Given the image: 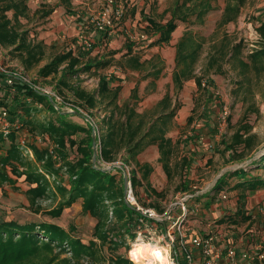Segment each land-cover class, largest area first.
Returning <instances> with one entry per match:
<instances>
[{"label": "rangeland", "instance_id": "374dc122", "mask_svg": "<svg viewBox=\"0 0 264 264\" xmlns=\"http://www.w3.org/2000/svg\"><path fill=\"white\" fill-rule=\"evenodd\" d=\"M26 1L30 8V16L21 19L22 29L30 31V38L32 35L51 33V37L54 35L57 40H62L63 45H59V48L63 47V50H70L74 45H77L81 36L96 39L99 31L96 30L92 20L107 2V0H68L65 2L52 0L48 5V1L44 3L43 0ZM116 1L123 5L124 14L115 30L107 31L110 36L109 33L113 30L112 47L97 45L93 41L95 43L92 51H85L84 48L75 50L77 53L84 54L82 56L84 62H87L88 59H100L101 56L107 59L113 58L115 61H112L107 68L79 73L70 80V84L93 92L98 89L100 75H116L117 79L114 78L116 80L112 86H122L118 99L121 108L116 110L117 116L121 117H123L124 106L130 101L133 87L137 81H140L137 98L133 99L131 104L140 113L154 110L156 103L168 92L174 101L180 102L181 108L177 111L168 132V137L175 141L180 140L176 154L172 159V177H168L159 161L157 146H149L139 155V160L142 164L150 163L153 168L149 176L150 185L138 184L136 187L132 185L135 200L129 202L138 210L141 208V210L153 209L158 215L164 217L162 222L166 223V227L159 226L152 220L143 219L137 224L133 225L132 223L130 230H127L122 225L123 223L120 224L111 207L106 228L112 237L117 235L113 238L115 240L119 238V246L113 248L114 245L111 242L102 246L101 241L94 235L97 218L83 210L84 200L82 198H78L72 205L66 206L61 215L54 216L50 213L51 210L58 208L60 202L63 201V195L59 191L32 200L31 195L27 192L32 185L25 181L24 176L19 178L14 186L0 183V221L16 220L21 224L55 223L65 228L70 237L81 240L86 245L93 241L96 243V255L94 256L77 257L68 244L65 245V250L56 248L53 253H50V257L58 252L59 258L50 264H109L112 254L128 256L130 244L136 241L138 231L142 232L145 237L149 232L163 235L164 243L171 244L172 257L175 256L174 244L179 245L182 233L186 235L211 232H217L219 235L221 233L232 234L229 229H233L230 226L233 225L239 228L233 229L235 233H238L237 239H239L246 236L239 230L246 227L247 221L238 217L239 221L235 223L232 222L233 217L240 214H243V217L248 216V212L255 210L258 201H264V182L255 190L249 189L247 186H237L243 180L247 181L253 178H263L264 180V167H250L251 159L243 162L232 161V151L225 149V143L230 142L239 126L247 122L253 126V132L257 135L254 140L255 148L252 153L247 154V158L253 156L258 159L264 153V70H257L253 66L245 69L243 66V63L248 61L249 53L264 50V34L259 29L264 21V0H247L238 20L224 26L219 25V22L226 0H215V9L208 14L204 25L178 22L180 32L185 28H190L204 38V46L196 65V74L207 82L208 80L214 81V93L210 98H208L207 91L199 88L195 79L184 82V86L180 90L175 89L172 81L176 65L175 45L156 43L158 37L153 35V31L150 29L149 18L153 17L164 23L170 19V14H164V10L171 5L172 0ZM50 9H53V12L45 15L44 12ZM37 10L38 13H35ZM8 15L12 17L13 12L9 11ZM55 26L59 33H56V30L53 31ZM240 42H243L242 48L234 49ZM126 43H134L135 52L143 59H149L154 55L163 58L164 70L154 87L149 86L152 77L145 78L144 74L138 71H127L118 64L126 50ZM116 50L122 51L112 57V52ZM58 51V47L53 46L49 53H45L39 64H35L29 69L26 68L22 58L11 54L8 49L0 45V69L4 70L0 71L7 74L17 72L18 75L26 77L28 82L33 83L36 88L53 91L63 100L57 103L58 108L65 112L75 108L85 115L80 116L70 112L74 115H71L69 120L86 128L88 123L93 122L98 133L97 125L102 123L105 117L113 111L112 109L106 110L101 104L96 109L82 105L69 88L59 83L61 72L49 77L39 75V69L50 62ZM258 65H264V58L258 62ZM4 93L5 91H0V95L3 96ZM8 99L13 103V93H10ZM225 107L228 110V117L225 131L221 134L219 130L220 118ZM22 110H19L20 113ZM204 110L209 112L206 113ZM191 114L194 116L192 124L188 123V117ZM9 115L14 121L10 111ZM46 115L47 112L43 111L40 118L43 119ZM244 116L246 117L243 118ZM15 122L19 126L14 125L13 128H21L22 121L16 119ZM205 125L209 132L202 128L200 133H210L209 136L205 135L206 137L203 135L207 141L200 138L193 144H188L187 136H190L191 132L195 133V130L200 126L204 127ZM0 128L5 132L10 131L2 124H0ZM18 130L19 141L22 146L26 147V143H23V140H26V131ZM84 134V132H80L77 136H84ZM37 140L48 144L51 149L53 148L48 135L37 136ZM97 145L99 154L100 142ZM3 153L0 151V154ZM25 153L34 158L30 149H26ZM70 154L73 157L76 155V151ZM128 159L127 154H120L118 159L113 162H107L97 157L96 164L102 169L115 163L123 166V168L116 167L110 171L116 175L117 183L123 184L125 187V174L129 177V183L132 184L131 174L133 170L138 171L136 164L127 163ZM242 167L248 170V175L244 179L234 172ZM64 171L65 168L62 172ZM65 176H67L66 173ZM138 176L142 179V171H138ZM222 176L226 177L228 184H224L221 189H215V185ZM65 183L69 188L70 185L66 180ZM207 202H211V204L208 206ZM184 214L186 216H183ZM168 216L172 217L168 218ZM40 239L46 240L42 237ZM241 243L245 242L241 241ZM177 252L184 263V256L179 246Z\"/></svg>", "mask_w": 264, "mask_h": 264}, {"label": "trees", "instance_id": "16d2710c", "mask_svg": "<svg viewBox=\"0 0 264 264\" xmlns=\"http://www.w3.org/2000/svg\"><path fill=\"white\" fill-rule=\"evenodd\" d=\"M65 1L68 0H62V2ZM214 2L215 0H172L171 5L164 10V14H170L169 20L164 23L153 17L148 19L153 35L158 37L156 43L170 42L179 21L204 25L208 14L215 9ZM246 3L247 0H226L219 25L224 26L237 21ZM9 11L13 12L12 17L8 15ZM52 11L53 9L47 10L44 14L49 15ZM35 13H38V10ZM29 16L30 8L26 0H0V45L8 49L11 54L22 58L26 68L30 69L43 60L45 50L42 42L30 38L29 30L22 29L21 19L29 18ZM259 29L264 34V21ZM203 39L197 32L188 28L177 43L173 83L175 89L180 90L184 82L195 79L199 88L207 91L210 98L214 93V81L208 80L204 85L203 78L195 74L204 46ZM242 44L243 42H240L234 49L242 48ZM126 47L127 52L122 55L126 60L121 62V66L147 71L145 77H153L152 86H154L164 70L162 59L157 56L148 61H141L139 56L133 54V43H128ZM117 51H113L112 55ZM83 55L81 52L74 53L72 50L59 53L39 69V75L49 77L61 72L59 83L69 88L82 105L96 109L101 104L104 109L113 110L107 113L108 115L99 126L96 123L97 143L100 142L98 159L113 162L120 154H127L129 156L127 163L136 164L138 171H142L141 179L138 171L133 170L130 178L133 187L138 184L150 185L149 176L153 168L148 162L142 164L139 155L149 146L155 145L160 154L159 161L168 177H172V159L180 140L175 141L168 137V132L177 111L181 108L180 102L178 100L173 102L168 92L158 103L153 116L152 111L139 113L131 104L132 100L137 98L138 88L135 87L130 101L124 106L123 117L117 116L116 110L121 108L118 102L121 86H112L111 76L110 78L100 75L98 89L93 92L70 84V80L79 73L107 68L113 61V58L101 57L84 62ZM263 58L264 50L249 53L248 61L244 62L243 66L245 69L253 66L257 70H264V65H258ZM8 80L9 74L0 71V91H5L3 96L0 95V108L8 109L13 114L12 119L21 120L22 126L13 128L9 132L0 128V151L4 152L0 154L1 184L7 183L14 186L18 179L24 176L25 181L32 185L27 190L32 200L59 191L63 195V201L58 208L51 210L50 213L54 216L61 215L66 206L82 198L83 210L97 218L94 235L101 241L102 246L110 242L114 245L113 248L119 246V238L116 240L113 238L117 235L112 237L106 228L111 207L120 224L123 223L127 230H130L132 223L137 224L141 219L152 220L155 224L166 227L165 222L143 214L135 206L126 202L125 187L117 183L115 174L94 166L95 124L89 121L91 124L88 123L86 128L69 120V117L74 114L58 108L59 102L56 98L53 97V101L50 95L36 88L33 83L21 78H15L12 83ZM10 93H13V103L8 99ZM20 109H23L22 113ZM43 111L47 112V115L41 119L40 114ZM193 121L194 116L191 114L188 117V123L192 124ZM202 128L203 126H200L193 136L188 137V144H193L204 135L200 133ZM18 129L26 131V147L19 141ZM80 132H84V136H77ZM44 135L49 136L53 145L52 149L48 144L37 140V136ZM256 137L251 124L246 122L240 125L232 140L225 143V149L233 153L231 160L243 162L251 159L250 167H264V153L258 159L253 156L247 158V154L252 153L255 148ZM25 148L33 152L34 158L25 153ZM75 151L76 155L72 157L70 153ZM64 168L67 176L62 172ZM234 172L243 179L248 175V170L244 167ZM224 176L218 180L215 189H221L224 184H228ZM65 180L70 185L69 188ZM263 182V178H253L243 180L237 186H247L255 190ZM210 204L211 202L206 203L208 206ZM238 212L240 213V210ZM238 217L243 218L244 221L251 218L250 214L246 217L240 214L234 216L232 222L238 223ZM41 237L46 240H41ZM66 244L70 245L77 257L96 255L94 241L86 245L81 240L70 237L65 228L58 224L46 222L21 224L16 220L0 221V264H50L59 258L58 252L51 257L50 253H53L56 248L65 250ZM112 250L114 252V249ZM36 258L38 260H35ZM109 264H130V261L126 256L116 253L109 258Z\"/></svg>", "mask_w": 264, "mask_h": 264}, {"label": "built area", "instance_id": "2783aa9c", "mask_svg": "<svg viewBox=\"0 0 264 264\" xmlns=\"http://www.w3.org/2000/svg\"><path fill=\"white\" fill-rule=\"evenodd\" d=\"M123 14L124 7L122 4H118L116 0H107L106 5L102 8L98 15L93 18L92 21L96 30H98L100 33L108 34V30H115L117 24L123 18ZM113 30L110 31V33L113 32ZM93 47L94 42L91 38H88L87 36H81V40L78 42V44L74 45L71 49L74 50L78 48H84L86 50H91ZM0 70H3V68H1ZM15 78H21L25 81H29L26 77L18 75V73L16 72L9 74V83H12ZM206 83V80H204L203 84L205 85ZM39 89L47 93L51 97H55L59 103L63 101L53 91L44 90L43 88ZM72 109L73 108H71L70 110ZM227 117L228 110L225 107L220 118L221 122L219 130L221 134L225 131L224 129L226 127ZM17 122L11 120L9 111L7 109L0 108V124H2V126H6V129L11 130L14 125L16 127L19 126ZM23 143H26L25 139L23 140ZM224 197L227 196L224 195ZM127 200L129 202L135 200L132 184H130L129 186ZM141 209L139 210L149 217L157 219L161 222L164 219L163 216L158 215L153 209ZM259 213L264 214V206H261L259 208ZM183 216H186V214H184ZM171 217L172 216H168V218ZM141 220L143 221V219ZM174 246L175 256L173 257V259L175 261V264H198L199 261L201 262V264H243L239 261L240 258L245 259L247 261H264L263 241H256L251 249L239 252V248L235 243L230 242L229 244L225 245L224 240H221V234L219 235V233L217 232H211L208 234L194 233L191 235H186L182 233L179 239V245L174 244ZM177 246H179L184 256V263L181 261L180 256L177 252Z\"/></svg>", "mask_w": 264, "mask_h": 264}, {"label": "crops", "instance_id": "0c3cea01", "mask_svg": "<svg viewBox=\"0 0 264 264\" xmlns=\"http://www.w3.org/2000/svg\"><path fill=\"white\" fill-rule=\"evenodd\" d=\"M42 1V0H41ZM43 1H45L44 3H47V1H48V5H50V2L52 1V0H43ZM53 7V9H54V6H52ZM53 12V11H52ZM51 12V13H52ZM122 21V19L120 20V22ZM83 24V23H82ZM84 25V24H83ZM55 30H56V33H59L58 31H57V29H56V26L54 27V29H53V31L55 32ZM186 30H187V28H185V30H183L182 32H180V30H179V25H178V27L176 28V30L172 33V38H171V40H170V42H168V44H174L175 45V51H176V53H177V43L180 41V39L184 36V34H185V32H186ZM178 31V32H177ZM53 33V32H52ZM112 33L113 32H111V33H109L110 34V36H108V34H106V33H100L99 32V34H98V36L96 37V39H92V41H95L96 43H97V45H103V46H110V47H112V43H113V37H111V35H112ZM50 34L51 33H48V35H44L43 33L42 34H38L37 36H34V35H32V37H31V39H33L34 41H36L37 40V42H42L43 44H44V50H45V53H49L50 52V50L52 49V47L53 46H56V47H58V49H59V51L55 54V55H57V54H59V53H64V52H66V51H68V50H63V47L62 48H59V45H63V43H62V40L61 39H56V36H50ZM55 34V33H54ZM35 37H36V39H35ZM175 40H176V42H175ZM94 42V43H95ZM127 44L128 43H126V46H127ZM134 44V43H133ZM163 44H165V43H163ZM135 45V44H134ZM125 46V52H123V54L124 53H126L127 52V47ZM121 47V46H120ZM135 47V46H134ZM134 47H133V54H136L137 56H139L140 58H141V61H148V60H151L152 58H154V57H157V56H159V55H154L153 57H151V58H149V59H143V57L141 56V55H138L137 54V52H135V49H134ZM70 50H72L71 48H70ZM75 50H77V49H74V50H72L74 53H77ZM85 51H88V52H90V51H92V50H85ZM122 51V50H121ZM121 51H117V53H120ZM117 53H115L114 55H111L112 57L113 56H116V54ZM122 54V55H123ZM176 55V54H175ZM201 56V55H200ZM102 57V56H101ZM100 57V58H101ZM161 59H162V61L164 62V60H163V58L161 57V56H159ZM126 60V58L124 59L123 57H121V59L119 60V62H118V64L120 65V67L122 68V69H125V70H127V71H138V72H140V73H142V74H144L143 76L145 77V75H146V72L147 71H141V70H138V69H132V68H128V67H122L121 66V62H123V61H125ZM113 61H115V60H113ZM199 61V60H198ZM175 63H176V56H175ZM175 67H176V65H175ZM175 70V69H174ZM173 73H174V71H173ZM195 74H196V69H195ZM111 77H112V83L114 82V80H116L117 79V77H116V75L114 76V74H113V76L112 75H110ZM110 76H108V77H110ZM199 76V75H198ZM110 77V78H111ZM116 77V79H114ZM145 78H150V77H145ZM153 78V77H152ZM100 80V79H99ZM153 80V79H152ZM152 80L150 81V84H149V86L151 87L152 86ZM158 80V79H157ZM157 80L155 81V84H157ZM172 81H173V74H172ZM139 84H140V81H137L136 82V85L133 87V89L135 88V87H137L138 89H139ZM155 86V85H154ZM154 86H152V87H154ZM121 90H122V86H121ZM170 93V92H169ZM132 95V94H131ZM166 95V94H165ZM131 98V97H130ZM164 98V96L156 103V105H155V107H154V110H152V112L153 113H155V111H156V107H157V105H158V103L162 100ZM176 101V100H175ZM174 100H173V102H175ZM151 110H146V111H151ZM138 111V110H137ZM139 112V111H138ZM145 112V111H144ZM140 113V112H139ZM141 113H143V112H141ZM153 113H152V116H153ZM206 125H208L207 123H206ZM203 129L204 130H208V128L207 127H203ZM207 132H209V130L207 131ZM206 132V134H204V136L205 135H210V133H207ZM194 135V133L193 132H191V134H190V136H193ZM187 137H189V136H187ZM206 137V136H205ZM201 138H203L204 139V137H203V135H202V137ZM205 141H207V139H204ZM210 147H211V145H210ZM159 156H160V154H158ZM158 156V157H159ZM261 206H264V201L263 202H259L258 201V205H257V207L255 208V210L253 211V212H248V214H250V216H251V218L249 219V220H247V225H246V227L243 229V230H239V231H242V233H245L246 234V236L245 237H241V238H239V239H237V237H238V233H235V231L233 230V229H239L238 227L236 228L235 226H233V225H230L233 229H229L230 231H231V233L232 234H229V233H221V240H224V244L225 245H227V244H229L230 242H232V243H238V244H236L237 246H238V248H239V252H242V251H244V250H249V249H251L252 247H253V244L256 242V241H263L264 242V214H260L259 213V208L261 207ZM249 227V228H248ZM241 241H244L245 243L243 244V243H241ZM247 243V244H246ZM239 261L240 262H242L243 264H264V261H262V262H258L257 260H254V261H252V260H245V259H239ZM198 264H201V262L199 261L198 262Z\"/></svg>", "mask_w": 264, "mask_h": 264}, {"label": "clouds", "instance_id": "9594fccd", "mask_svg": "<svg viewBox=\"0 0 264 264\" xmlns=\"http://www.w3.org/2000/svg\"><path fill=\"white\" fill-rule=\"evenodd\" d=\"M164 241L163 235L149 232L145 237L138 231L136 241L130 244L127 259L130 264H175L171 244Z\"/></svg>", "mask_w": 264, "mask_h": 264}, {"label": "water", "instance_id": "95a60500", "mask_svg": "<svg viewBox=\"0 0 264 264\" xmlns=\"http://www.w3.org/2000/svg\"><path fill=\"white\" fill-rule=\"evenodd\" d=\"M51 99L54 101L53 97H51ZM68 112H73L77 115H80V116H85L82 112H80L79 110L77 109H72L71 111H68ZM93 123V122H92ZM94 124V123H93ZM96 128L94 127V131H93V140H94V144H93V147H94V158H93V164L95 167H97V157H98V152H97V137H98V133L97 131L95 130ZM116 167H120V168H123V166L119 165V164H113L111 166H109L108 168H105L103 170L105 171H110L112 170L113 168H116ZM129 186H130V183H129V177L127 174H125V192H124V195H125V199H126V202L128 204L129 201L127 200V196H128V190H129Z\"/></svg>", "mask_w": 264, "mask_h": 264}]
</instances>
